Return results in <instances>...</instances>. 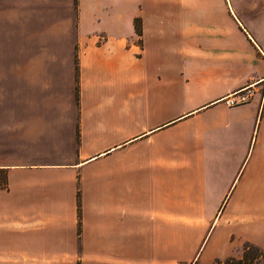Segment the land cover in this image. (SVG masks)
<instances>
[{"label":"crops","instance_id":"0c3cea01","mask_svg":"<svg viewBox=\"0 0 264 264\" xmlns=\"http://www.w3.org/2000/svg\"><path fill=\"white\" fill-rule=\"evenodd\" d=\"M29 86L0 111V264L264 249V33L231 0H30Z\"/></svg>","mask_w":264,"mask_h":264},{"label":"rangeland","instance_id":"374dc122","mask_svg":"<svg viewBox=\"0 0 264 264\" xmlns=\"http://www.w3.org/2000/svg\"><path fill=\"white\" fill-rule=\"evenodd\" d=\"M240 20L264 33V0H231ZM30 0H0V111L20 112L30 99ZM196 239L187 264L201 261L192 258L203 250L204 235H180ZM186 238V239H185ZM241 244L238 247V253ZM187 251H180V258ZM194 252V253H193ZM237 253V254H238ZM212 260V259H211ZM209 260V262L211 261ZM207 264V263H206Z\"/></svg>","mask_w":264,"mask_h":264},{"label":"trees","instance_id":"16d2710c","mask_svg":"<svg viewBox=\"0 0 264 264\" xmlns=\"http://www.w3.org/2000/svg\"><path fill=\"white\" fill-rule=\"evenodd\" d=\"M134 28L139 33V22L134 18ZM5 172L0 170V186H5ZM76 264H80L77 262ZM192 264H200L194 261ZM208 264H264V249L260 246L243 241L237 255H228L224 257H214Z\"/></svg>","mask_w":264,"mask_h":264},{"label":"built area","instance_id":"2783aa9c","mask_svg":"<svg viewBox=\"0 0 264 264\" xmlns=\"http://www.w3.org/2000/svg\"><path fill=\"white\" fill-rule=\"evenodd\" d=\"M235 94L236 96H233L232 94V95L225 97L224 102L227 105H234V104L247 101L250 98L252 92L250 91V89L245 88V89L237 91Z\"/></svg>","mask_w":264,"mask_h":264}]
</instances>
